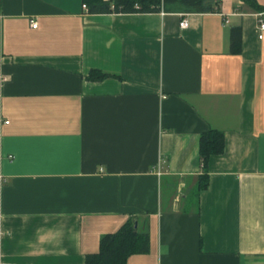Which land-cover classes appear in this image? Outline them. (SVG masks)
<instances>
[{
    "label": "crops",
    "instance_id": "1",
    "mask_svg": "<svg viewBox=\"0 0 264 264\" xmlns=\"http://www.w3.org/2000/svg\"><path fill=\"white\" fill-rule=\"evenodd\" d=\"M82 4L0 0V264H84L131 217L149 249L126 264H264L262 12ZM208 129L224 149L193 199Z\"/></svg>",
    "mask_w": 264,
    "mask_h": 264
},
{
    "label": "trees",
    "instance_id": "2",
    "mask_svg": "<svg viewBox=\"0 0 264 264\" xmlns=\"http://www.w3.org/2000/svg\"><path fill=\"white\" fill-rule=\"evenodd\" d=\"M256 12H263V8L256 0H239ZM90 13H151L159 12H186L203 13L219 9V0H81ZM233 52L240 47V28L230 29ZM113 75L99 71H91L88 79L102 80ZM224 149V135L222 131L208 129L199 137V159L202 173L197 176L196 183L191 192V198L197 199L198 194L208 185L207 163L211 156L219 155ZM149 249V238L143 229L138 230L134 218L126 222L115 232L103 235L99 240L97 253L87 255L84 264H126L130 255L146 253Z\"/></svg>",
    "mask_w": 264,
    "mask_h": 264
},
{
    "label": "built area",
    "instance_id": "3",
    "mask_svg": "<svg viewBox=\"0 0 264 264\" xmlns=\"http://www.w3.org/2000/svg\"><path fill=\"white\" fill-rule=\"evenodd\" d=\"M81 7H82L83 10L87 11V6L85 4H82ZM159 12L161 14L164 13V11H162V10H160ZM263 15H264L263 12L262 13H258V15H257V23H258V34H257V36H258L259 39L262 37V34L264 33V18H263ZM185 16H186L185 14H182L181 15L182 18L179 21V28H181V29H185V28L188 27V21H187ZM30 25H31L32 28H35L37 24H36L35 21H30Z\"/></svg>",
    "mask_w": 264,
    "mask_h": 264
}]
</instances>
